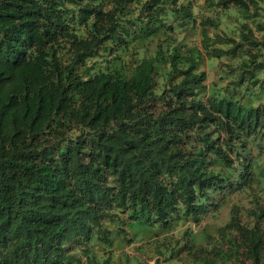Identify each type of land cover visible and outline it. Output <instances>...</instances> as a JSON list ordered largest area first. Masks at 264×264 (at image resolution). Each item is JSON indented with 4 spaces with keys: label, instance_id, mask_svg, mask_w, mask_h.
<instances>
[{
    "label": "trees",
    "instance_id": "16d2710c",
    "mask_svg": "<svg viewBox=\"0 0 264 264\" xmlns=\"http://www.w3.org/2000/svg\"><path fill=\"white\" fill-rule=\"evenodd\" d=\"M203 1L0 0V264H78L118 212L196 222L210 191L252 180L264 6ZM219 57L234 64L206 84ZM248 211L218 228L221 261L264 264V208Z\"/></svg>",
    "mask_w": 264,
    "mask_h": 264
},
{
    "label": "rangeland",
    "instance_id": "374dc122",
    "mask_svg": "<svg viewBox=\"0 0 264 264\" xmlns=\"http://www.w3.org/2000/svg\"><path fill=\"white\" fill-rule=\"evenodd\" d=\"M203 3V0H192L194 15L199 13L197 5ZM258 3L264 6V0ZM234 18L233 8L222 10L219 14L220 26H232ZM190 39L198 41L196 35ZM227 64H234V60L227 57L209 59L204 65L206 84L229 70ZM223 79L227 81L229 78ZM247 148L259 165L254 170L252 180L240 187L210 191L207 195L208 208L193 227L190 219L182 225L185 218L181 213L161 223L157 220L128 218L123 212H118L117 217L104 221L109 229L104 238L93 233L83 242V247L75 246L78 264H204V258L201 257L215 260L216 264H231L230 259L221 261L216 254V248L219 251L226 248V242L218 237V228L232 217L234 207L238 208L236 218L239 223L247 225L255 220L249 208L256 204L264 208V136L261 138V135L256 134L254 139L247 137ZM215 200L216 204L212 206ZM259 223L264 225V212ZM85 252H88L87 256H84Z\"/></svg>",
    "mask_w": 264,
    "mask_h": 264
},
{
    "label": "clouds",
    "instance_id": "9594fccd",
    "mask_svg": "<svg viewBox=\"0 0 264 264\" xmlns=\"http://www.w3.org/2000/svg\"><path fill=\"white\" fill-rule=\"evenodd\" d=\"M222 189H224V188H222ZM222 189H221V190H222ZM216 190H217V189H216ZM214 192H215V191H214ZM217 195H218V194H217ZM218 196H219V195H218ZM218 196H217L216 198H218ZM214 203H216V200L213 202V205H214ZM213 205H212V206H213ZM198 221H199V220H198ZM198 221H196V222H198ZM196 222L191 220L190 225L193 224V225H192V227H193V226L195 225Z\"/></svg>",
    "mask_w": 264,
    "mask_h": 264
},
{
    "label": "crops",
    "instance_id": "0c3cea01",
    "mask_svg": "<svg viewBox=\"0 0 264 264\" xmlns=\"http://www.w3.org/2000/svg\"><path fill=\"white\" fill-rule=\"evenodd\" d=\"M188 222V219H185V221L183 222V224L182 225H184L185 223H187Z\"/></svg>",
    "mask_w": 264,
    "mask_h": 264
},
{
    "label": "built area",
    "instance_id": "2783aa9c",
    "mask_svg": "<svg viewBox=\"0 0 264 264\" xmlns=\"http://www.w3.org/2000/svg\"><path fill=\"white\" fill-rule=\"evenodd\" d=\"M193 225V224H192Z\"/></svg>",
    "mask_w": 264,
    "mask_h": 264
}]
</instances>
